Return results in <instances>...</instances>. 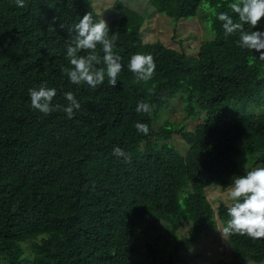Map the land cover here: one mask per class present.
I'll return each instance as SVG.
<instances>
[{"label": "trees", "instance_id": "trees-1", "mask_svg": "<svg viewBox=\"0 0 264 264\" xmlns=\"http://www.w3.org/2000/svg\"><path fill=\"white\" fill-rule=\"evenodd\" d=\"M91 1L26 0L18 8L0 0V257L7 264H179L160 260L151 244L140 252L136 226L145 216L162 219L174 247L187 251L216 219L226 223L231 201L214 208L205 189L230 187L243 163L264 167V61L238 46V34L224 37L216 16H235V0H114L102 15ZM87 12L108 23L110 36L118 34L114 51L124 67L115 87L107 78L94 89L73 85L62 73L68 29ZM160 13L175 21L200 15L213 38L194 55L144 41L143 24ZM253 30L264 31V18ZM97 52L102 58L99 46ZM136 53L156 62L146 83L127 67ZM44 81L57 91L53 105L73 92L81 104L74 118L31 107L28 89ZM172 97L200 118L192 129L153 127ZM141 100L151 113L136 112ZM136 122L149 133H139ZM174 134L184 153L171 143ZM116 147L130 163L113 155ZM189 222L180 240L176 230ZM226 240L231 257L216 264H264V238Z\"/></svg>", "mask_w": 264, "mask_h": 264}, {"label": "clouds", "instance_id": "clouds-1", "mask_svg": "<svg viewBox=\"0 0 264 264\" xmlns=\"http://www.w3.org/2000/svg\"><path fill=\"white\" fill-rule=\"evenodd\" d=\"M14 4L24 8L26 0H14ZM229 7L235 16L227 12H219L216 16L221 22L224 37L238 34V46L259 53L258 59L264 61V31L253 30L259 27L264 18V0H235ZM55 20L54 17L53 23ZM245 25L249 26L248 30H245ZM109 31L108 23L103 19L94 22L91 12L85 13L68 29L70 40L65 54L68 65L62 68V73L71 84L87 85L94 89L107 78L109 85L116 86L124 66L121 56L114 51L118 34L112 33L110 36ZM98 46L103 53L102 58L97 52ZM101 63L103 67H97ZM127 67L136 82L146 83L153 79L157 65L151 54L136 53L131 56ZM28 95L31 107L44 115L62 111L68 119H72L81 108L71 91L63 94L66 104L53 105L57 91L49 87L46 81L37 88H29ZM135 110L137 113H151L152 107L141 100ZM135 128L144 135L149 133L146 123L136 122ZM113 155L123 157L125 163L131 162V156L119 147L113 149ZM230 185L227 189L231 201L227 208L229 219L219 232L224 238L232 234L246 235L254 240L264 238V167H255L235 176Z\"/></svg>", "mask_w": 264, "mask_h": 264}, {"label": "rangeland", "instance_id": "rangeland-1", "mask_svg": "<svg viewBox=\"0 0 264 264\" xmlns=\"http://www.w3.org/2000/svg\"><path fill=\"white\" fill-rule=\"evenodd\" d=\"M113 1L92 0L91 2L96 12L102 15L106 13L107 8L112 5ZM199 13L202 14L203 11ZM105 17L103 16V18ZM141 32L144 41L160 40L168 47L177 50L182 49L186 55H194L202 41L213 38V33L209 28H206L200 15L175 21L173 18L160 13L155 18L145 22ZM199 121V117H190L186 114L183 100L178 97H172L164 108L158 110L157 115L153 119V127L157 129L164 122H169L174 126L182 123L186 129H192ZM170 141L182 153L185 152L186 145L179 134H174L173 139ZM251 169L253 168L250 167L249 163H243L241 172L245 174L246 171ZM228 188L221 189L210 186L205 189V193L214 208L218 206L219 202L230 203L227 195ZM223 226L225 224L216 219L215 228L203 231L198 242L189 250L184 251L174 247V240L167 234L168 229H170L167 222L162 219L145 216L136 226L138 250L145 252L148 245L151 244L158 251L159 259L165 262L168 261V256H171L174 262L179 264H216L220 259L229 260L231 257L230 245L227 243L226 237L224 238L219 232ZM190 228H192L191 222L178 227L176 230L177 237L180 240L187 238ZM28 244L29 242L27 241L22 244V247L26 249ZM0 264L7 263L0 257ZM244 264L263 263H256L246 259Z\"/></svg>", "mask_w": 264, "mask_h": 264}]
</instances>
